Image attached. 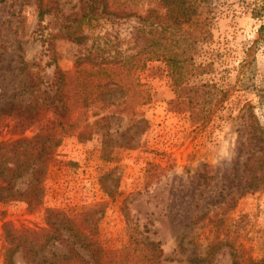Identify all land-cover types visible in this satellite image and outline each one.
<instances>
[{
	"label": "rangeland",
	"instance_id": "1",
	"mask_svg": "<svg viewBox=\"0 0 264 264\" xmlns=\"http://www.w3.org/2000/svg\"><path fill=\"white\" fill-rule=\"evenodd\" d=\"M47 1L56 9L40 20L36 0H0V110L11 102L45 104L54 94L56 67L71 70L76 57L94 54L98 43L120 41L123 56L132 52L134 18L113 19L99 8L81 23L87 0ZM260 5L195 0L211 37L200 42L194 61L209 65L185 84L214 83L224 96L214 110L205 112L176 95L166 64L151 60L135 74L143 96L135 120L111 106L107 125L96 126L90 138L61 133L37 206L0 202V264L5 249L16 244L7 232L45 227L48 209L78 212L98 202L104 204L92 225L103 248L118 251L137 232L139 241L160 243V264H264V18L255 13ZM66 26L69 35L63 34ZM106 49L104 56H115L113 44ZM47 115L45 107L34 121L15 115L0 131V142L33 136ZM29 180L24 175L14 188L25 190ZM70 240L71 235L46 246L36 259L67 251ZM76 246L80 256L90 257L79 241ZM12 253L14 264H31L21 246Z\"/></svg>",
	"mask_w": 264,
	"mask_h": 264
},
{
	"label": "trees",
	"instance_id": "2",
	"mask_svg": "<svg viewBox=\"0 0 264 264\" xmlns=\"http://www.w3.org/2000/svg\"><path fill=\"white\" fill-rule=\"evenodd\" d=\"M260 1L255 13L264 18V0ZM36 5L40 20L51 8L56 9L55 2L47 0H36ZM99 8L100 14L110 15L113 19H135L129 38L132 52L123 56L117 50L120 41H112L115 56L106 57L104 53L106 47H112L111 42H106L105 46L98 43L94 54L76 57L71 70L56 67L52 81L54 94L45 104L11 102L0 110V131L15 115L30 122L42 107L49 112L33 136L0 142V202L23 200L29 208L37 206L42 194L43 175L61 133L75 134L79 140L90 138L96 126L107 125L111 106L124 112L129 120H135V107L143 97L135 74L148 61L160 60L166 64L173 91L179 97H185L191 106L208 112L223 101L224 96L216 93L214 83L185 84L188 78L201 74L209 65L194 61L200 42L211 37L206 20L197 14L195 0H87L80 22H89ZM63 34H70L69 27L66 26ZM262 37L264 23L259 27V38ZM72 39L79 43L80 37ZM33 82L31 87L37 92L38 83L34 78ZM260 92V97L264 98V87ZM113 94L118 95V100H110ZM26 174L30 177L27 188L17 191L14 182ZM103 204L98 202L78 212L48 209L45 227L7 232L6 239L16 244L5 249L4 264H14L12 252L20 246L31 264H160V243L139 241L137 232H132V241L118 251L103 248L98 243L92 223ZM7 225L5 222L4 226ZM64 232L72 236L68 250H58L52 253V258L42 262L37 260L43 248L56 242L62 244L68 239ZM78 241L90 251V257L80 256L76 246Z\"/></svg>",
	"mask_w": 264,
	"mask_h": 264
}]
</instances>
